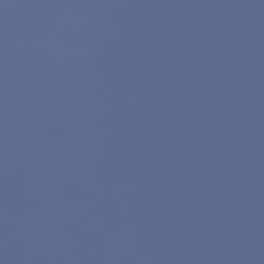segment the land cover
<instances>
[{
  "label": "water",
  "instance_id": "1",
  "mask_svg": "<svg viewBox=\"0 0 264 264\" xmlns=\"http://www.w3.org/2000/svg\"><path fill=\"white\" fill-rule=\"evenodd\" d=\"M0 264H264V0H0Z\"/></svg>",
  "mask_w": 264,
  "mask_h": 264
}]
</instances>
